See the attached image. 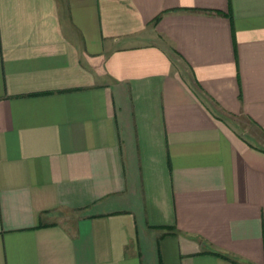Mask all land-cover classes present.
<instances>
[{"label":"crops","instance_id":"obj_1","mask_svg":"<svg viewBox=\"0 0 264 264\" xmlns=\"http://www.w3.org/2000/svg\"><path fill=\"white\" fill-rule=\"evenodd\" d=\"M0 264H264V0H0Z\"/></svg>","mask_w":264,"mask_h":264}]
</instances>
